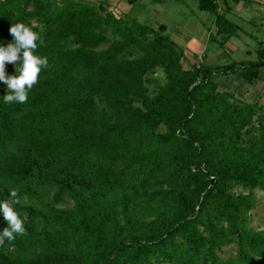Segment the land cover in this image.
<instances>
[{
	"label": "trees",
	"instance_id": "1",
	"mask_svg": "<svg viewBox=\"0 0 264 264\" xmlns=\"http://www.w3.org/2000/svg\"><path fill=\"white\" fill-rule=\"evenodd\" d=\"M197 7L215 13L220 47L237 34L216 0ZM18 23L48 67L25 103H4L0 81V202L17 190L26 229L0 245V264H264V229L250 226L264 105L215 77L253 84L264 46L255 62L184 66L166 24L103 0H0V46Z\"/></svg>",
	"mask_w": 264,
	"mask_h": 264
},
{
	"label": "rangeland",
	"instance_id": "2",
	"mask_svg": "<svg viewBox=\"0 0 264 264\" xmlns=\"http://www.w3.org/2000/svg\"><path fill=\"white\" fill-rule=\"evenodd\" d=\"M219 10L225 13L227 20L234 23L237 34L228 38L220 47L222 37L215 33V13L200 10L197 0H152L140 1L131 5L124 0H104L109 10L116 15L136 18L149 25L166 24V32L184 52L183 65L188 62H199L216 67L233 62H255L260 59L258 50L264 46V1L263 0H216ZM126 10V11H125ZM157 23V24H156ZM224 35V34H222ZM220 40V41H219ZM219 41V42H218ZM190 43L197 47L195 51L187 49ZM187 48H185L186 46ZM201 46V52L199 47ZM264 61H262L263 63ZM259 70V78L249 84L242 79L237 80L234 73L218 75L221 90L231 91L244 101H258L264 105V64L255 67ZM256 204L250 213V226L264 229V198L262 191L256 190ZM222 255L233 254L235 246H224Z\"/></svg>",
	"mask_w": 264,
	"mask_h": 264
},
{
	"label": "clouds",
	"instance_id": "3",
	"mask_svg": "<svg viewBox=\"0 0 264 264\" xmlns=\"http://www.w3.org/2000/svg\"><path fill=\"white\" fill-rule=\"evenodd\" d=\"M9 31L15 43H9L6 47L0 46V81H3L8 88L7 94L4 95V103H25L28 100V93L38 82L42 68L48 67V59L34 54L38 47V34L32 31L30 27L18 23L11 26ZM18 61L21 65L19 74L6 76L5 64H17ZM9 195L10 200L0 202V212L3 213L8 225L0 233V245L5 243V239L14 240V234L26 233L22 219L11 206L21 203L18 192L11 190Z\"/></svg>",
	"mask_w": 264,
	"mask_h": 264
},
{
	"label": "crops",
	"instance_id": "4",
	"mask_svg": "<svg viewBox=\"0 0 264 264\" xmlns=\"http://www.w3.org/2000/svg\"><path fill=\"white\" fill-rule=\"evenodd\" d=\"M104 1V0H103ZM118 2H123V3H125L124 2V0H117ZM140 1V3H141V1H143V2H145V0H138L137 2H139ZM147 1V0H146ZM149 1V0H148ZM134 4H136V2L134 3ZM134 4H129V7L127 8V11L129 12V11H131L132 9H130V6L131 5H134ZM126 11V10H125ZM157 24V23H156ZM193 44L194 43H190L189 44V46H188V48H187V46L185 47V48H187V49H190L192 52L193 51H195L196 49H198V46L197 47H193ZM199 52H201V46L199 47Z\"/></svg>",
	"mask_w": 264,
	"mask_h": 264
},
{
	"label": "water",
	"instance_id": "5",
	"mask_svg": "<svg viewBox=\"0 0 264 264\" xmlns=\"http://www.w3.org/2000/svg\"><path fill=\"white\" fill-rule=\"evenodd\" d=\"M262 64H264V62H263V63H261V65H262Z\"/></svg>",
	"mask_w": 264,
	"mask_h": 264
},
{
	"label": "built area",
	"instance_id": "6",
	"mask_svg": "<svg viewBox=\"0 0 264 264\" xmlns=\"http://www.w3.org/2000/svg\"><path fill=\"white\" fill-rule=\"evenodd\" d=\"M264 1V0H263Z\"/></svg>",
	"mask_w": 264,
	"mask_h": 264
}]
</instances>
